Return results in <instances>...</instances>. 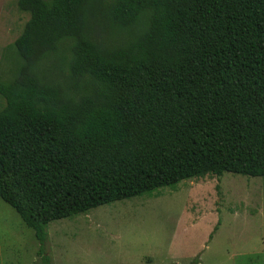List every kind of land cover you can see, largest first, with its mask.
<instances>
[{
	"label": "trees",
	"instance_id": "obj_1",
	"mask_svg": "<svg viewBox=\"0 0 264 264\" xmlns=\"http://www.w3.org/2000/svg\"><path fill=\"white\" fill-rule=\"evenodd\" d=\"M0 198L30 228L224 172L264 181V0H16ZM5 61V66H2Z\"/></svg>",
	"mask_w": 264,
	"mask_h": 264
},
{
	"label": "rangeland",
	"instance_id": "obj_2",
	"mask_svg": "<svg viewBox=\"0 0 264 264\" xmlns=\"http://www.w3.org/2000/svg\"><path fill=\"white\" fill-rule=\"evenodd\" d=\"M26 19L16 0H0V58ZM46 231L50 264H264V181L230 172L186 179ZM38 246L0 198V264H39Z\"/></svg>",
	"mask_w": 264,
	"mask_h": 264
}]
</instances>
